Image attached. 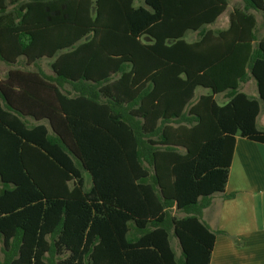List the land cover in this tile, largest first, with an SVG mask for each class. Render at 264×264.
<instances>
[{"label": "trees", "instance_id": "1", "mask_svg": "<svg viewBox=\"0 0 264 264\" xmlns=\"http://www.w3.org/2000/svg\"><path fill=\"white\" fill-rule=\"evenodd\" d=\"M241 1L213 31L228 0H0V60L52 70L0 78V264L210 263L202 210L236 136L264 143V0Z\"/></svg>", "mask_w": 264, "mask_h": 264}, {"label": "crops", "instance_id": "2", "mask_svg": "<svg viewBox=\"0 0 264 264\" xmlns=\"http://www.w3.org/2000/svg\"><path fill=\"white\" fill-rule=\"evenodd\" d=\"M224 193H215L201 214L212 230L223 231L209 264H264V143L236 136Z\"/></svg>", "mask_w": 264, "mask_h": 264}, {"label": "rangeland", "instance_id": "3", "mask_svg": "<svg viewBox=\"0 0 264 264\" xmlns=\"http://www.w3.org/2000/svg\"><path fill=\"white\" fill-rule=\"evenodd\" d=\"M142 1L143 0H136L135 4L137 5L138 3H142ZM242 6H243V2L241 0H228L226 9L217 17V19L213 23H210L206 25L205 27L212 29L213 31L225 29L229 23V13L231 12V10L233 8H242ZM92 11H93V7H92ZM249 11L252 12L256 18L257 24H256V29H255V36H256V41H257L258 39L264 37V25L262 24V14L261 12L254 11V10H249ZM196 37H197L196 32L194 31H188L186 35L184 36L186 41H193L196 39ZM87 38L88 36L85 39ZM142 39L144 41L148 40L145 37H143ZM50 61L51 59L44 57L37 61V66H33V65L25 66L23 59H19L18 64H7L0 60V78L4 77L8 69L15 68V67L27 68V69H32V70H41L44 74L50 75L52 74V70L50 67ZM65 89H68V87L66 86L63 90ZM239 90L245 92L250 97H254V98L257 97V89H256L254 79H250L245 83H240ZM206 93H210V90L206 88H202V87H198L195 91L196 97L200 94H206ZM214 96L217 102L220 104L225 101L223 93H218V94H215ZM256 125L260 129L264 128V111L262 107L260 108L259 114L256 118ZM82 173L85 178V189H88L91 185L90 176L85 171H83ZM177 214L182 215L181 213H177ZM171 244H172V247L176 255H178L179 249L177 246V241L174 237H172Z\"/></svg>", "mask_w": 264, "mask_h": 264}]
</instances>
